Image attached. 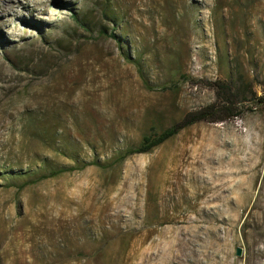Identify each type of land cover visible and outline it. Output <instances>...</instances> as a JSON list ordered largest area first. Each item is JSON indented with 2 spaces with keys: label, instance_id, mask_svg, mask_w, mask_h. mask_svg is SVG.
Listing matches in <instances>:
<instances>
[{
  "label": "rangeland",
  "instance_id": "1",
  "mask_svg": "<svg viewBox=\"0 0 264 264\" xmlns=\"http://www.w3.org/2000/svg\"><path fill=\"white\" fill-rule=\"evenodd\" d=\"M182 78L264 101V0H0V264H264V104L113 164L214 102Z\"/></svg>",
  "mask_w": 264,
  "mask_h": 264
},
{
  "label": "trees",
  "instance_id": "2",
  "mask_svg": "<svg viewBox=\"0 0 264 264\" xmlns=\"http://www.w3.org/2000/svg\"><path fill=\"white\" fill-rule=\"evenodd\" d=\"M74 22L80 29L88 31V28L84 25V23H82L76 17L74 18ZM99 33L105 34L104 32ZM132 62L136 66L138 75L146 89L161 91L168 90L166 87L156 89L157 87L150 86L144 78L140 64L137 61ZM182 80H185L184 82H188L193 87L196 85H201L204 88L211 90L214 94V102L203 108L187 113L179 122L158 134L154 133L143 137L139 146L126 150L121 157L113 162V164H120L130 156L148 154L152 150L162 146L166 142L176 137L182 131L196 124H221L228 121L241 119L245 112H253L252 109H249V107H245V103L248 101H252L256 105L264 104L263 98L258 97L256 91H254L252 86L249 84L236 85L231 81L221 80L214 82L191 81V79L184 78H182ZM91 166L99 168L107 167V165L103 166L97 162H88L83 163L80 167H59L49 169L44 173L33 176L32 179L24 180L22 184L16 186V189L22 190L28 185L36 184L48 179H53L62 174L70 173L74 170H82ZM16 176L23 178L25 175L17 173Z\"/></svg>",
  "mask_w": 264,
  "mask_h": 264
},
{
  "label": "water",
  "instance_id": "3",
  "mask_svg": "<svg viewBox=\"0 0 264 264\" xmlns=\"http://www.w3.org/2000/svg\"><path fill=\"white\" fill-rule=\"evenodd\" d=\"M241 256V250L240 249H237L236 250V257H240Z\"/></svg>",
  "mask_w": 264,
  "mask_h": 264
}]
</instances>
